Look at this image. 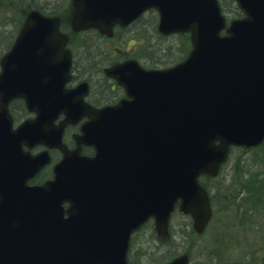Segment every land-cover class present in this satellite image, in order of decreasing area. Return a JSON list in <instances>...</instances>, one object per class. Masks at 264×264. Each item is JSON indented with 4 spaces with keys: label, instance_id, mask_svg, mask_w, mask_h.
Instances as JSON below:
<instances>
[{
    "label": "water",
    "instance_id": "1",
    "mask_svg": "<svg viewBox=\"0 0 264 264\" xmlns=\"http://www.w3.org/2000/svg\"><path fill=\"white\" fill-rule=\"evenodd\" d=\"M236 1L245 16L226 26L218 0H71L73 32L112 36L154 8L161 34L190 33L192 49L170 67L131 59L105 68L128 98L102 108L84 100L86 81L65 87L71 53L60 17L26 14L0 59V264H130L132 232L152 217L156 235L168 236L176 206L204 230L211 206L198 177L215 176L230 145L264 140V0ZM14 98L35 113L15 128ZM82 116L68 149L64 128ZM37 144L46 149H23ZM51 148L63 153L53 178L27 185ZM162 264H189V255Z\"/></svg>",
    "mask_w": 264,
    "mask_h": 264
},
{
    "label": "rangeland",
    "instance_id": "2",
    "mask_svg": "<svg viewBox=\"0 0 264 264\" xmlns=\"http://www.w3.org/2000/svg\"><path fill=\"white\" fill-rule=\"evenodd\" d=\"M221 2L229 11H233L236 7L230 0H221ZM32 3L50 10L57 8L58 1L32 0ZM70 9L69 0H63L60 12L62 11L63 15L68 17ZM13 14L14 12L10 11L7 15L15 18L16 15L13 16ZM226 14L228 18L233 16L232 12H226ZM5 19L7 23L0 28L1 55L11 45L20 28L17 26L16 19L13 22L9 17ZM157 21V13L152 10L147 11L127 30L116 29L110 38L99 35L95 30L72 34L69 46L75 51L77 61L79 57L81 62L83 60L85 65H89L92 58H85L79 44L84 43L89 51L92 48L95 53L105 51L106 55L111 54L110 58L116 60L120 55L117 49L124 51L127 49V52L134 49L135 45L127 42L133 39L131 43L137 44L133 55L141 64L164 68L180 60L178 55L181 57L188 52L189 41L181 34L161 36L157 32ZM84 48L88 52L86 47ZM98 83L94 80L95 88H98ZM47 174L48 170L44 169L42 176ZM228 181L232 187L239 184L242 189H252L251 193L246 194L242 200L235 199L237 206L234 205L231 210L229 208L232 205L224 207L223 201L217 202L220 199V193H216ZM208 184L212 186L209 192L213 196L214 206L212 207L215 212L203 233L190 239L181 235L180 228L188 221V217L176 210L170 219V236L164 239L167 241L166 245H162V242L156 238L153 224L149 220L132 234L128 250L129 258L136 264H159L170 256L188 252L190 264H264V209H260L259 204L255 205L252 201H247L251 199L252 194L255 192L257 194L260 189H264V145L248 150L231 149L229 158L218 176L208 181ZM247 185L252 186L249 188ZM262 205L264 206V201ZM248 210L251 216L245 220L243 213L246 215ZM185 248L189 251H185Z\"/></svg>",
    "mask_w": 264,
    "mask_h": 264
},
{
    "label": "trees",
    "instance_id": "3",
    "mask_svg": "<svg viewBox=\"0 0 264 264\" xmlns=\"http://www.w3.org/2000/svg\"><path fill=\"white\" fill-rule=\"evenodd\" d=\"M56 1H58L57 4L55 3L57 8H53V9L48 10V9H45L43 6L33 4L32 0H0V23H1L0 28L5 26V24L7 23V21L5 19L7 17H9V19H11V22H13L14 19H16L17 26L19 28L20 25L22 24L28 10H30L31 8H36V9L40 10L41 12L48 14V15L59 14L62 18L61 29L63 31L69 32L70 26H69L68 17L66 15H63L62 11L60 12L61 6L63 4V0H56ZM230 1L233 2V0H230ZM15 2H17L18 4L16 5ZM219 3H220V6H221L223 11L232 12V15H233L232 17L241 16V11L238 9L237 6L235 7V9L233 11H229L228 9L225 8V6L221 2V0H219ZM31 5H34V6H31ZM10 11L14 12L13 16L16 15L15 18L7 15L8 13H10ZM181 35H184V37L188 38V36L186 34H181ZM79 46L82 48V51H83L85 58L86 59L88 57L92 58V61L90 62L89 65H85L83 60L81 62V58L78 57V61H77V59H75L74 65H73L74 74H78L77 76L85 77L84 79H89L90 76H94L96 78V80L99 82L98 83V89H96V91H101V93H106V92L112 91V89L110 88V84L108 83L107 79L105 77H103L102 73H101L102 68L104 67L103 66L104 62H105V64H108L110 62V60L106 59L104 61V58H102L103 54L101 52L97 51L96 54L90 53L87 45H85L84 43L79 44ZM84 47H86L88 52L85 50ZM184 55L185 54H183L181 57H183ZM0 56H1V54H0ZM90 56H92V57H90ZM181 57L178 55L179 59ZM80 63H81V65H80ZM149 67H152V66H149ZM15 103L16 102H14L13 105L11 106V111H12L14 117L16 119H18V118L23 117L25 115V110H23L22 108L14 110L15 108L13 106ZM212 179H214V178H211L208 176H202L200 178V181L209 190L212 188V186L210 184H208V181H210ZM247 186H249V188H251L252 185H247ZM242 191H244V192L241 194ZM251 191H252V189H247V190L242 189L241 185H239V184L238 185L236 184L234 187H232V184L230 183V181H228V182L224 183V185H222V187L216 191L217 194L220 193V199L217 202L223 201L224 207H229L232 205V207L229 208L231 210L234 205L237 206V204L234 202L235 199L242 200L243 198H245V195L248 193H251ZM250 198H251L250 200H247L248 202L252 201V203H254L255 205L259 204L260 205L259 208L264 209V206L262 205V202L264 201V189L263 188L260 189L257 194H256V192L254 194H252ZM210 201H211L212 206H214L212 195H210ZM248 211L249 212H247L246 215L243 213L245 220H247L248 217L251 216L250 210H248ZM214 212H215V209H213V215H214ZM212 219H213V216H212L211 220ZM180 234L185 235L186 238H188V239L198 236L197 234H195V232L193 231V229L191 227V220L189 219V217H188V221L185 222L183 224V226H181ZM158 240L162 242V245H166L167 241H165L164 239H158ZM169 244H171V243L169 242ZM260 250H261V248H260ZM185 251H189V249L185 248ZM263 251H264V249H263ZM172 257L173 256H170L168 259H170ZM129 261L132 264H136L135 261H133L131 258H129ZM161 262H163V261H161Z\"/></svg>",
    "mask_w": 264,
    "mask_h": 264
},
{
    "label": "flooded vegetation",
    "instance_id": "4",
    "mask_svg": "<svg viewBox=\"0 0 264 264\" xmlns=\"http://www.w3.org/2000/svg\"><path fill=\"white\" fill-rule=\"evenodd\" d=\"M140 17L137 18L133 23L139 21ZM132 23V24H133ZM129 26H115V29H124L126 30ZM130 44H134L135 46L133 47L135 49L136 47V43H131L130 41H127ZM133 49V50H134ZM133 50L128 51L127 49L124 50H119L117 49L118 53H120L119 57L115 60V62H120V61H124L127 59L132 58L131 55L133 54ZM78 74H72L71 77V81L69 83L68 86H74L76 83H78L79 81L83 80L85 77H81V76H77ZM89 83V93L86 97V100L94 107L99 108L102 106H105L107 104H113L114 102L116 103V101H118L120 98L125 96V93L123 92L124 90H122V88L118 85H116L113 81H111V88L112 91L106 92V93H101V91H96V89L94 87V80L97 81L95 79L94 76H90L89 79H86ZM22 103V102H21ZM21 107H24V104L20 105ZM88 120V118L86 116L81 117L77 122L72 123V124H68L64 130L63 133V141L67 144V146L69 148H73L76 146V137L81 133V126L84 122H86ZM38 147V149H41V146H36ZM81 152L85 155H89L92 156L95 153V150L92 146H87V145H81ZM57 155L59 156L57 160H59L61 158V154L60 152H56ZM38 177L41 178L40 174H37L36 176H34L33 179H31L30 183H34L36 182V178L38 180Z\"/></svg>",
    "mask_w": 264,
    "mask_h": 264
},
{
    "label": "bare ground",
    "instance_id": "5",
    "mask_svg": "<svg viewBox=\"0 0 264 264\" xmlns=\"http://www.w3.org/2000/svg\"><path fill=\"white\" fill-rule=\"evenodd\" d=\"M90 53L96 54L95 51H94V49H92V48L90 49Z\"/></svg>",
    "mask_w": 264,
    "mask_h": 264
}]
</instances>
